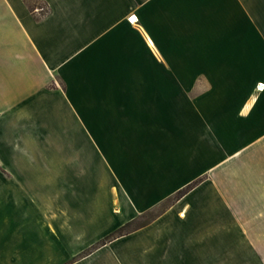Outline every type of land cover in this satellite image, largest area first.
<instances>
[{
	"label": "crops",
	"instance_id": "1",
	"mask_svg": "<svg viewBox=\"0 0 264 264\" xmlns=\"http://www.w3.org/2000/svg\"><path fill=\"white\" fill-rule=\"evenodd\" d=\"M195 78L215 80L212 101L173 106L175 79ZM53 109L69 129L48 149ZM258 133L264 0H0V264H264V149L229 182L202 177ZM29 182L47 209L15 232Z\"/></svg>",
	"mask_w": 264,
	"mask_h": 264
},
{
	"label": "rangeland",
	"instance_id": "2",
	"mask_svg": "<svg viewBox=\"0 0 264 264\" xmlns=\"http://www.w3.org/2000/svg\"><path fill=\"white\" fill-rule=\"evenodd\" d=\"M214 66V65H213ZM215 80L212 79H189V80H182V79H175V86H174V105L173 106H203L205 102H210L212 101L213 98V93H209L212 90L213 84ZM184 84V93L182 90ZM188 86V87H187ZM50 120L47 121V125L43 126V128L47 132V139L48 142L46 141L45 147L48 149L53 148L55 140L58 135H64L68 132L69 129V117L68 114L64 109L62 111L60 109H53L50 112ZM253 129V128H247ZM263 134L258 133L255 134L249 141L244 143V152L242 155L239 157H231L230 152H223L220 158L215 159V163L220 167L221 170L217 171V173H212L211 175H204L202 177H205L207 181L209 182H229L230 181V175L228 174L229 171L231 170L232 167H245L247 165V162L252 165V161L248 156L253 152H260L264 149V144L262 142L263 140ZM246 152V153H245ZM257 161H261L260 159H257ZM39 162L38 159H31V164L34 166ZM42 162L40 161V165ZM31 165V166H32ZM46 165L48 167H53V164H51L50 161H46ZM227 172V174H225ZM22 177V176H21ZM24 177H27V179L30 177L29 175H25ZM48 178L49 176L46 175L44 176ZM28 183V181H27ZM25 187L22 186H15L14 187V195L16 196L15 198L22 197V195H27V198L29 197L30 200L34 201V203H29L27 205L26 209V214L30 217L27 218L26 214L24 215L21 209H14L13 213V223H12V228L15 232H22L24 230H37L38 225L33 221L35 218V215L39 213H43L45 209H47L45 206L40 205V202L43 201L41 200V197L37 195L34 189L38 190L39 186L34 187L33 185H24ZM54 188L48 186H40V190L42 191L45 196L48 194L50 197L54 195ZM79 195L83 197V199H86V190H81L78 191ZM88 201L91 199V192L88 190ZM65 198L69 201H73V196L68 192L65 195ZM51 204H53V200H50ZM166 204V203H164ZM164 204L162 207H164ZM68 205V204H67ZM64 206H61L60 208L57 206L50 207L52 208V211L55 210L57 214L59 212H62V210L67 211V216L68 218H71L73 216V212L70 209V206L65 209L63 208ZM90 209L91 207L88 206ZM84 209H86L84 207ZM161 208H157V211L160 210ZM156 211V212H157ZM149 213H155V212H148ZM7 215V209L5 207L4 203H0V249L5 248V239L2 238V233H5L6 230H9L11 228V222H9V219H6ZM91 217V214L88 215ZM109 218L104 217V218H95L94 221L92 222L90 220H82V224L86 225V227L91 228L92 227V232L93 233H98L100 232V229L108 225ZM134 227V224L131 223L128 226V229H132ZM118 233H115L114 235H109L107 238L103 239V241H107L115 237ZM21 239V238H20ZM17 239V242H21L22 239ZM54 258L55 256H52ZM36 258L37 260L41 261L39 263H33L35 261H32L31 264H48L47 259H49V256L46 255H37ZM56 259H58V256H56ZM5 263V262H4Z\"/></svg>",
	"mask_w": 264,
	"mask_h": 264
},
{
	"label": "trees",
	"instance_id": "3",
	"mask_svg": "<svg viewBox=\"0 0 264 264\" xmlns=\"http://www.w3.org/2000/svg\"><path fill=\"white\" fill-rule=\"evenodd\" d=\"M30 10L32 11V7H30ZM45 9L42 8L40 11H39V14L38 16H41L45 13ZM192 186V184H189L187 186V188H184L182 190H179L178 192L175 193V195L173 196V199H176L178 197H180L187 189H189L190 187ZM128 226H129V223H126L124 225H122L121 227L117 228L113 233H111L110 235H114L115 233H122L123 231H126L128 230Z\"/></svg>",
	"mask_w": 264,
	"mask_h": 264
},
{
	"label": "built area",
	"instance_id": "4",
	"mask_svg": "<svg viewBox=\"0 0 264 264\" xmlns=\"http://www.w3.org/2000/svg\"><path fill=\"white\" fill-rule=\"evenodd\" d=\"M129 20H131V19H129ZM259 85L256 87L258 90H261V88H262V86H263V84L262 83H258ZM259 86L261 87V88H259Z\"/></svg>",
	"mask_w": 264,
	"mask_h": 264
},
{
	"label": "bare ground",
	"instance_id": "5",
	"mask_svg": "<svg viewBox=\"0 0 264 264\" xmlns=\"http://www.w3.org/2000/svg\"><path fill=\"white\" fill-rule=\"evenodd\" d=\"M259 88H261V87L259 86Z\"/></svg>",
	"mask_w": 264,
	"mask_h": 264
}]
</instances>
